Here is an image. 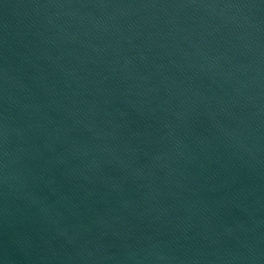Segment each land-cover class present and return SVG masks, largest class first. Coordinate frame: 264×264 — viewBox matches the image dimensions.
Listing matches in <instances>:
<instances>
[{"label":"water","instance_id":"1","mask_svg":"<svg viewBox=\"0 0 264 264\" xmlns=\"http://www.w3.org/2000/svg\"><path fill=\"white\" fill-rule=\"evenodd\" d=\"M0 264H264V0H0Z\"/></svg>","mask_w":264,"mask_h":264}]
</instances>
